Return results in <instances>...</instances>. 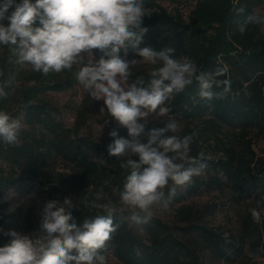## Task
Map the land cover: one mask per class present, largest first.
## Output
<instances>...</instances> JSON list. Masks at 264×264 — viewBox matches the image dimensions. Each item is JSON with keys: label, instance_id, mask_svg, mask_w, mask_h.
Here are the masks:
<instances>
[{"label": "trees", "instance_id": "trees-1", "mask_svg": "<svg viewBox=\"0 0 264 264\" xmlns=\"http://www.w3.org/2000/svg\"><path fill=\"white\" fill-rule=\"evenodd\" d=\"M181 1L191 3L186 19L178 9L171 13L161 5ZM145 4L151 17L144 19L148 32L140 47L150 46L157 51L171 47L175 55L189 57L205 72L220 62L229 68L227 76L220 79L231 80V91L222 99H200L198 84L193 82L169 102L171 114L181 124L180 135L195 133L189 155L196 157L203 152L209 158L203 174L194 177L189 186L177 187L169 200L180 203L215 191L225 194L231 205H241L246 200L248 204L239 228L227 237L221 231L194 224L191 209L180 211L182 227H169L152 217L146 224L129 228L117 213L114 223L119 228L107 242V258L113 255L121 264H207L199 251L187 244L188 239L200 240L213 260L219 262L248 260L247 255L264 258V220L255 223L249 212L264 197V156L254 150L255 144L264 139V25H249L243 34L238 31V24L248 14H264V0H145ZM239 8L244 9L242 14ZM12 11L9 9L7 15ZM3 22L8 24L7 20ZM127 58L140 57L129 49ZM15 59L6 46H0L2 77H7L8 66ZM153 67L140 70L134 65L129 82L141 75L147 78ZM29 81L35 84L15 90L9 85L5 89L9 94L0 99V111H5L11 102L21 105L26 126L19 132L16 144L0 142V199L20 180L44 181L49 186L59 178L83 200L84 191L106 173L99 162L105 149L92 138L80 135L86 123L83 111H73L76 121L70 128L61 119L60 108L41 98L49 92L69 91L78 81L75 77L60 78L54 72L44 75L33 71ZM57 159L72 166L71 175L53 172ZM120 163L112 164L119 192L128 174ZM17 174L21 177L18 180ZM97 214L102 212L87 210L73 215L79 222ZM0 228H7V217L1 213ZM2 238L0 233V246L5 245Z\"/></svg>", "mask_w": 264, "mask_h": 264}, {"label": "clouds", "instance_id": "clouds-1", "mask_svg": "<svg viewBox=\"0 0 264 264\" xmlns=\"http://www.w3.org/2000/svg\"><path fill=\"white\" fill-rule=\"evenodd\" d=\"M9 9L13 11L7 15ZM145 17H151L145 0H0V46L9 49L15 62L44 75L77 66L78 84L92 100L102 101L99 113L107 117L105 125L115 121L127 130L128 138L109 131L113 139L106 150L109 157L123 158L120 167L128 173L119 192V212L129 228L148 223L155 207H166L177 187L189 186L208 166L203 152L189 155L195 133L180 135L181 124L169 102L193 82L198 97L207 101L231 91V80L220 79L227 76V65L218 62L205 72L171 47H140L148 32ZM249 25H264V14H248L238 31L243 34ZM129 49L141 59H128ZM141 61L154 67L147 78L141 75L129 82L132 67ZM9 83L0 80V99L9 94ZM21 128L18 119L0 111V142L16 144ZM102 198L101 189L96 200ZM80 205L101 209L102 214L78 222L72 210L79 211ZM249 212L260 224L264 197ZM117 213L112 202L90 204L86 196L76 204L68 197L49 200L33 233L0 228L10 237L0 246V264H108L107 242L119 228L114 223Z\"/></svg>", "mask_w": 264, "mask_h": 264}, {"label": "rangeland", "instance_id": "rangeland-1", "mask_svg": "<svg viewBox=\"0 0 264 264\" xmlns=\"http://www.w3.org/2000/svg\"><path fill=\"white\" fill-rule=\"evenodd\" d=\"M161 5L171 13H173L174 9H178L183 19H186L191 8V3L188 1L165 2ZM15 60L8 66L9 72L7 77H0V80L9 81V85H11L14 90L21 87L33 86L35 83L29 81L30 73L32 72L30 66L17 64ZM135 66L140 70H148L152 65L141 61ZM77 70L78 67L74 66L72 71L65 70L61 73H56V75L60 78H65L66 76L76 78ZM41 98L60 108L61 119L65 122L67 127L71 128L76 121V116L73 113L74 110L83 111L85 113L86 123L80 135L92 138L105 149V155L101 157L99 162L106 168V173L97 179L96 185H92L86 189L84 194L88 198L90 204L93 201L96 203L112 202L117 207L118 214L121 215L119 209L122 208V205L120 204L119 191L115 184V177L112 173L116 171V169L112 164L121 162L123 158L109 157L106 149L107 145L111 143L113 139L109 137V131L115 129L118 131L119 136L128 138L127 130L119 127L115 121L105 125L104 121L107 117L99 113L102 101L92 100L88 93L78 83L69 91L49 92ZM5 112L21 122L22 128L20 131L26 129L20 104L17 102L9 103ZM254 150L259 156H264V139L255 144ZM53 172L57 175L68 176L72 174V166L57 159L53 165ZM7 173L8 175L10 174L9 171H7ZM20 178L18 174L15 175V179L18 180ZM71 188L72 187L69 186L68 183L61 181L59 178L51 182L49 186L44 181L38 180L23 179L18 181L17 184L9 189L0 199V213L7 217V228L5 231L16 230L25 234L33 233L38 228L40 210L46 202L52 199H59L62 202L65 197L70 198L73 204L81 201ZM101 189L103 190V198L97 201L96 194ZM247 204L248 201L246 200L241 205H231L228 203L225 194H220L215 191L203 192L199 196L186 198L180 203H173L168 200L166 207L161 205L153 209V217L161 220L169 227H182L184 224L180 222V211L183 209H191L194 213V224L221 231L224 233V236L227 237L229 232L236 231L239 228L242 217L246 213ZM87 210L102 212L101 209H93L84 207L83 205H80L79 211L75 209L72 211L73 214H76L77 212ZM123 215H127V213ZM1 240L6 244L9 242L10 237L3 235ZM187 244L199 251L200 257L205 263L227 264L213 260L210 250L206 249L200 240L197 239V242H193L188 239ZM247 256L248 260L237 259L231 264H248V262L264 264V258ZM108 264L121 263L113 255H109Z\"/></svg>", "mask_w": 264, "mask_h": 264}]
</instances>
